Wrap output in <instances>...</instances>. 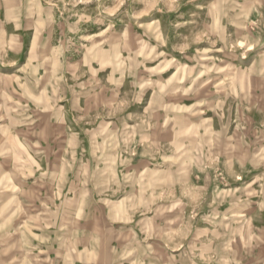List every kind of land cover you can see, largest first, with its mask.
I'll list each match as a JSON object with an SVG mask.
<instances>
[{
    "label": "rangeland",
    "instance_id": "obj_1",
    "mask_svg": "<svg viewBox=\"0 0 264 264\" xmlns=\"http://www.w3.org/2000/svg\"><path fill=\"white\" fill-rule=\"evenodd\" d=\"M0 264H264V0H0Z\"/></svg>",
    "mask_w": 264,
    "mask_h": 264
}]
</instances>
